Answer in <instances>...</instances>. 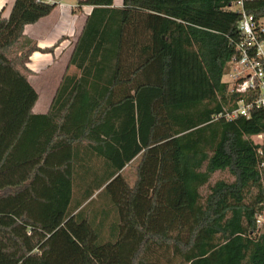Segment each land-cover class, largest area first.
<instances>
[{
    "label": "trees",
    "instance_id": "trees-1",
    "mask_svg": "<svg viewBox=\"0 0 264 264\" xmlns=\"http://www.w3.org/2000/svg\"><path fill=\"white\" fill-rule=\"evenodd\" d=\"M233 1L78 0L93 9L46 114L29 65L60 42L25 28L57 4L0 14V264H78L57 257L74 224L84 264L98 263L89 240L117 264H264V109L224 116L258 97L224 80L241 40ZM246 9L264 18V0Z\"/></svg>",
    "mask_w": 264,
    "mask_h": 264
},
{
    "label": "crops",
    "instance_id": "crops-1",
    "mask_svg": "<svg viewBox=\"0 0 264 264\" xmlns=\"http://www.w3.org/2000/svg\"><path fill=\"white\" fill-rule=\"evenodd\" d=\"M15 1L16 0H0V14H2L4 18L10 17ZM43 1L56 3L57 7L49 16L41 19L36 24L26 26L25 35L35 40L42 48L52 47L58 42H60V45L55 50L54 55L39 52L34 53L29 67L34 71L35 76L39 75L40 72H47L49 78L60 77V80L52 94V87L48 85L47 91L50 93V97L43 105L46 111L43 113L37 112L36 114H46L49 111L59 83L66 73L75 43L86 23L87 16L93 9L89 6L79 8L77 2L74 0ZM114 1L116 7H121L123 5V0ZM64 65L65 68L63 69L62 66Z\"/></svg>",
    "mask_w": 264,
    "mask_h": 264
},
{
    "label": "built area",
    "instance_id": "built-area-1",
    "mask_svg": "<svg viewBox=\"0 0 264 264\" xmlns=\"http://www.w3.org/2000/svg\"><path fill=\"white\" fill-rule=\"evenodd\" d=\"M254 0H234L231 8L241 15V40L237 43L238 56L230 62L228 73L230 90L237 94H258L251 101H240L233 111H226L227 119H236L240 115L248 116L255 106L264 109V18L257 19L248 14L246 3ZM222 116V114L220 115ZM264 141V133L259 136ZM260 229L264 224V212L257 217Z\"/></svg>",
    "mask_w": 264,
    "mask_h": 264
},
{
    "label": "rangeland",
    "instance_id": "rangeland-1",
    "mask_svg": "<svg viewBox=\"0 0 264 264\" xmlns=\"http://www.w3.org/2000/svg\"><path fill=\"white\" fill-rule=\"evenodd\" d=\"M76 2H78V0H74ZM62 68H65V65L62 66ZM73 72V70L71 71V73ZM48 73L47 72H40L39 75H31L30 76V82L34 85L35 89L37 90V92L39 93V101L36 105L35 108V113L40 112L43 113L44 111H46V109L43 108V105L49 100L50 97V93H48L47 89H48V85H51L52 90H51V94L53 93V91L55 90V87L58 84V81L60 80V77H48L47 76ZM226 82H229V78H225L224 79ZM257 142L261 143L262 139L258 138L255 139ZM126 175L128 177V179H130V181H134L135 179V168L130 169L126 172ZM219 180H225V181H231L233 180L232 176L228 173V172H217L216 174H214L213 179L211 181L212 184H214L215 182L219 181ZM207 188H204V193H206ZM74 226L76 227V229L78 230V236L77 239L74 238V236H71V240L72 243L71 244H67L66 242L62 243L59 248L57 249V257L58 258H62L64 257V254L67 255V258H74V260H76V255L77 252H79L80 254V261L78 264H84V249L82 247V242L86 237V230H84L83 227L80 226H76L74 224ZM62 237L64 238L65 235H62ZM62 237L58 239L59 242H61ZM58 242L55 245V249L57 246ZM88 245L90 246V248L88 249V254H89V258H90V262H92V259H96V261L98 262L97 264H117V256H115V249L114 248H106L105 250L102 251L101 254H99V251H96L92 248L91 242L89 240ZM90 250V251H89ZM55 252V251H54ZM53 252V254H54ZM99 255V256H98ZM52 255L50 256V260L54 262V258L52 257ZM115 257V258H114ZM113 259V260H112ZM65 264H77L74 263V261L69 260L68 262H65Z\"/></svg>",
    "mask_w": 264,
    "mask_h": 264
}]
</instances>
